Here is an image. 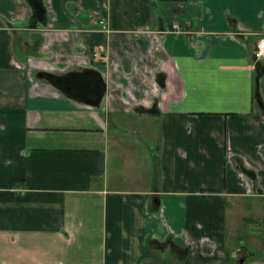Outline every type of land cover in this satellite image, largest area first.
Returning <instances> with one entry per match:
<instances>
[{
  "label": "crops",
  "instance_id": "0c3cea01",
  "mask_svg": "<svg viewBox=\"0 0 264 264\" xmlns=\"http://www.w3.org/2000/svg\"><path fill=\"white\" fill-rule=\"evenodd\" d=\"M261 37L264 0H0V264L237 261Z\"/></svg>",
  "mask_w": 264,
  "mask_h": 264
},
{
  "label": "rangeland",
  "instance_id": "374dc122",
  "mask_svg": "<svg viewBox=\"0 0 264 264\" xmlns=\"http://www.w3.org/2000/svg\"><path fill=\"white\" fill-rule=\"evenodd\" d=\"M263 106V105H262ZM261 204V212L264 211V196L258 197ZM252 215L253 213L250 212ZM237 220L231 224V228L237 226ZM241 240L236 242V249L231 248V254L241 251L239 259L231 264H264V214L260 216H248V219L240 228Z\"/></svg>",
  "mask_w": 264,
  "mask_h": 264
},
{
  "label": "built area",
  "instance_id": "2783aa9c",
  "mask_svg": "<svg viewBox=\"0 0 264 264\" xmlns=\"http://www.w3.org/2000/svg\"><path fill=\"white\" fill-rule=\"evenodd\" d=\"M101 23L103 24V27L106 28L105 22L101 21ZM173 27L176 30H180L178 25H174ZM255 57L257 59L264 58V37H261L256 43Z\"/></svg>",
  "mask_w": 264,
  "mask_h": 264
}]
</instances>
